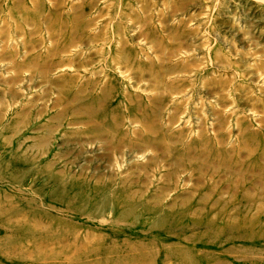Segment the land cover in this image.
<instances>
[{"label":"rangeland","instance_id":"obj_1","mask_svg":"<svg viewBox=\"0 0 264 264\" xmlns=\"http://www.w3.org/2000/svg\"><path fill=\"white\" fill-rule=\"evenodd\" d=\"M0 264H264V0H0Z\"/></svg>","mask_w":264,"mask_h":264}]
</instances>
